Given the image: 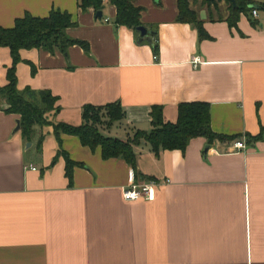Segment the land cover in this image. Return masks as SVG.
<instances>
[{"label": "crops", "instance_id": "obj_1", "mask_svg": "<svg viewBox=\"0 0 264 264\" xmlns=\"http://www.w3.org/2000/svg\"><path fill=\"white\" fill-rule=\"evenodd\" d=\"M190 1L203 37L178 20L177 0H135L150 39L117 24L109 0L101 18L79 0H0V25L61 8L76 21L67 34L87 44L20 49L17 86L30 98L57 96L51 120L78 125L84 105L119 102L123 118L100 130L126 140L154 128L153 105L169 122L181 102L202 100L212 130L225 135L159 153L142 138L136 175L126 159L104 158L101 146L66 132L58 139L50 124H36L27 139L16 130L20 114L0 97V264H264V131L250 138L264 126V10L256 22L241 11L231 25L228 0ZM12 60L1 46V86ZM238 139L245 148L234 146ZM68 157L78 163L71 177ZM133 178L169 181L152 200L124 199Z\"/></svg>", "mask_w": 264, "mask_h": 264}, {"label": "trees", "instance_id": "obj_2", "mask_svg": "<svg viewBox=\"0 0 264 264\" xmlns=\"http://www.w3.org/2000/svg\"><path fill=\"white\" fill-rule=\"evenodd\" d=\"M117 7L115 22L125 24L136 30L141 21V11L143 7L135 3V0H109ZM160 3V0H155ZM178 1V20L191 22L197 25L200 36H205L202 28V22L197 16L196 10L191 7L190 0ZM215 0H206L208 4ZM237 6L234 7L231 0H228L230 12L228 16L229 23L236 25L240 12H249L253 7L251 4H258L259 9L264 10V0H236ZM82 9L93 6L96 10H103L104 0H79ZM256 22L257 17H253ZM76 21L72 19V14L61 8H52L45 17L33 15L31 12L15 18V24L12 27L0 25V47L7 46L12 54V64L7 70V83L0 85V97L6 102L5 110L7 112L20 114V128L24 137L31 139L35 125H52L56 137L60 138V133H70L78 136L85 145L94 149L101 146V153L104 158L112 156L122 157L137 170V153L134 150V144L144 138L153 151L159 153L160 150H169L178 148L184 150L189 141L194 137L205 136L209 142L214 138H225V135L213 131L210 121V106L207 102L183 101L178 107V116L175 121L164 122L163 107L153 105L152 122L154 128L149 131L138 130L132 138L122 140L114 136H107L100 130V125L111 124L123 118L125 114L119 102H108L105 105L86 104L83 106V121L78 125H72L66 122H55L50 119V112L57 111V96L50 90L40 92V98L29 97L26 91H21L17 84V63L21 60V48L42 47L52 50L56 46L60 50L67 52L70 45L79 43L85 49L87 44L78 38H72L67 34L68 27L75 25ZM155 50H158L157 41H152ZM264 126L257 135H251V140H258L263 134ZM63 151V150H62ZM61 152V150H60ZM65 154V151L62 152ZM76 163L69 157L66 162V170L69 177L72 176V168Z\"/></svg>", "mask_w": 264, "mask_h": 264}, {"label": "built area", "instance_id": "obj_3", "mask_svg": "<svg viewBox=\"0 0 264 264\" xmlns=\"http://www.w3.org/2000/svg\"><path fill=\"white\" fill-rule=\"evenodd\" d=\"M259 8L257 6L253 7L251 10V14L253 17L259 16ZM200 60V57L197 56L194 59V62L197 64V62ZM234 146L236 148H245L246 141L238 139L234 141ZM33 170H35L36 166H31ZM168 179H142L140 181L136 179H131L129 183L123 187L122 189V195L124 199H130V200H152L154 196V192L156 188L164 183H168Z\"/></svg>", "mask_w": 264, "mask_h": 264}, {"label": "water", "instance_id": "obj_4", "mask_svg": "<svg viewBox=\"0 0 264 264\" xmlns=\"http://www.w3.org/2000/svg\"><path fill=\"white\" fill-rule=\"evenodd\" d=\"M209 1H210V0H209ZM231 1H232V3H233V6L236 7V6H237V1H236V0H231ZM255 6L259 7V5L256 4V3L250 5V7H255ZM102 15H103V11H102V10H98V11L96 12V16H98V17L101 18ZM137 29H138L139 32L141 33V38H140V39H142L143 37H146V38L150 39V35H151V33H152V30H151V29L148 30L147 27H146L145 25H143V24L138 25V26H137ZM19 128H20V118L17 119L16 130H18ZM28 145H31V142H29ZM208 148H209V144H207V145L205 146V150H207Z\"/></svg>", "mask_w": 264, "mask_h": 264}, {"label": "rangeland", "instance_id": "obj_5", "mask_svg": "<svg viewBox=\"0 0 264 264\" xmlns=\"http://www.w3.org/2000/svg\"><path fill=\"white\" fill-rule=\"evenodd\" d=\"M196 1V3L198 4V6H200V5H207L208 3L206 2V0H195ZM30 142V141H29ZM28 142V143H29Z\"/></svg>", "mask_w": 264, "mask_h": 264}]
</instances>
